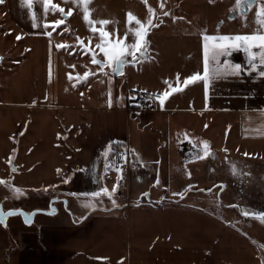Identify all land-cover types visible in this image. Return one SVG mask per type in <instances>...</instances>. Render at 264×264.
<instances>
[{"label":"crops","instance_id":"0c3cea01","mask_svg":"<svg viewBox=\"0 0 264 264\" xmlns=\"http://www.w3.org/2000/svg\"><path fill=\"white\" fill-rule=\"evenodd\" d=\"M5 1L9 10L25 8L22 0ZM20 22L22 31L17 33L22 35L24 55L11 71L5 70L0 56V180L50 196L47 199L83 198L117 182L119 172L109 175L106 168L111 146L119 142L135 151L142 165L135 180L141 184H192L197 175L191 172V177L186 168L203 169L202 142L207 141L210 162L221 164L223 147L234 155L241 152L248 170L256 168L254 180L261 181V189L248 192L261 201L253 204L247 198L248 206L264 212V76L248 70L249 58L241 49L219 59L221 64L225 59L241 64L245 71L213 78L215 42L209 40L207 90L203 79L183 84L195 73L204 75V35H250L258 27L203 32L196 36L195 46L183 45L168 58L144 51L138 56L145 57L142 63L126 76L105 66L96 80L78 87L69 72L61 78L60 52L46 29L40 24L22 27ZM98 85L100 92L92 93ZM177 86L181 90L173 91ZM165 91L171 94L161 106L156 97ZM142 92L152 98L151 108L136 106L135 97ZM0 186L11 192L5 184ZM105 196L99 197L109 200ZM115 205V214L82 212L77 223L72 218L70 225L63 223L65 237L56 229V258L66 255L62 261L53 258L51 264H259L253 242L211 212L187 204ZM92 219L101 226L95 232L86 228ZM7 247L6 241L0 245L2 264L9 263Z\"/></svg>","mask_w":264,"mask_h":264},{"label":"rangeland","instance_id":"374dc122","mask_svg":"<svg viewBox=\"0 0 264 264\" xmlns=\"http://www.w3.org/2000/svg\"><path fill=\"white\" fill-rule=\"evenodd\" d=\"M260 2L261 0H255L251 8L244 12L241 6H237V0H147V3L145 0H90L87 4L89 19L95 23L89 24L84 20L85 6L79 0L76 2L73 0H52L53 4L64 9V13H61L59 8L53 10L51 5L45 9L43 0H32L31 8L25 3V8H17L13 11L8 9L9 4L5 1L2 7L0 5V56L7 64L6 71L14 69L18 59L21 58L19 55H24L25 49L22 35L17 33L18 30L22 31L18 22L23 23L22 27H24V23L27 26L40 24L54 38L55 48L60 52L58 72L60 71L61 78L65 72H69L75 76L76 85L79 87L87 85L90 78L93 81L96 80V77L101 74V67L93 63L92 58L93 55L97 60L104 58V53L96 47L103 42L99 31L93 32L92 28L109 32L113 42L117 36L123 40L125 33L128 32V39L124 43L131 44L134 42V30L138 27L135 21L129 24L128 14L131 13L146 25L147 46L144 51L150 55L162 53V57L168 58L170 52H180L184 48L183 45L187 49H190L187 44L195 46L198 41L196 36L198 37L203 32L238 30L245 29V27L257 28L255 14ZM149 7L154 9V15L151 17L154 26L151 27L147 26V20L150 18ZM69 10H71V15H66ZM164 12L169 15H164ZM57 20H62L63 23L56 25L54 22ZM102 20H108L110 23L101 26L98 22ZM45 25L48 26L45 27ZM175 36H180V38H175ZM107 39L109 38H105V40ZM139 55L140 53H137V56ZM140 58L135 61H132L131 57L127 58L129 62L124 65L123 76H126L130 69L138 67L141 59L145 57ZM89 68L95 70L84 77V73ZM106 68L112 72L111 67L106 66ZM99 92V85L96 88L93 87L92 93L98 94ZM152 137L156 140L160 139V136L157 138L154 132ZM126 148L128 147L123 146L121 149V159L115 158L114 155L111 156L112 151H110L106 168L109 175L114 170H120L118 175L120 178L118 179L117 176V182L113 181L108 189L111 192L113 187H116L111 198H114L118 207H124L123 205L128 202L131 205L138 203H141L140 206L159 204L162 207L169 204H187L211 212L227 223L229 227L241 231L249 238L254 244L259 264H264V222L253 215L264 212L260 209H251L247 200L249 198L253 204L261 201H259L258 195H254L252 198L249 195L252 187H255V191L258 188L261 189V181L254 180L256 173L254 169L256 168L248 170L246 166L249 165L246 162V157H243L241 152L234 155L232 152L224 151L221 147L220 155L224 158L221 164L210 162L209 159L212 156L209 154L203 158L202 170L198 165L194 166V171L192 166L189 169L186 168L187 174L191 177V172L197 175L195 180L189 179L193 182L192 184L172 182L167 186L164 181L159 185H145L138 182V179L135 180L140 167H138V161L135 160L134 155L129 157L128 166H125L124 150ZM176 172L185 173V170L178 169ZM139 191L141 193L150 192V194L149 196H140ZM188 192L189 195L186 196ZM22 193L16 197L12 192H8L3 186H0V198L5 209L23 206L25 207H22L23 209L32 211L38 206H43L41 209L49 207L51 198H47L50 196L46 197L45 194L26 190H22ZM174 193H183V196L173 195ZM82 197L69 201L67 209L62 201L56 202L58 208L61 209L59 214L38 213L30 224H26L20 215L8 217L6 224L0 225V245L4 241L8 244L6 260L9 262L8 264H51L53 258L62 261L66 254L62 252L58 256L59 258H56L55 254L54 243L57 238L54 231L56 229L61 230L65 237L66 233L62 224L68 222L70 225L71 218L77 223L76 221L83 217L79 213L87 212L89 215L91 213L98 215L117 213L113 210L116 205L108 195L105 197H108L109 200H103L100 197L93 198L85 194ZM86 203L92 204L93 207H84ZM244 212H248L249 215L245 216ZM97 222V219L89 221L86 226L87 230L92 232L98 230L101 226ZM96 238L98 241L101 240L100 236ZM13 255H15L14 259Z\"/></svg>","mask_w":264,"mask_h":264},{"label":"snow or ice","instance_id":"6c2138e0","mask_svg":"<svg viewBox=\"0 0 264 264\" xmlns=\"http://www.w3.org/2000/svg\"><path fill=\"white\" fill-rule=\"evenodd\" d=\"M22 2L27 3L28 7H32V0H22ZM73 2H76V0H73ZM80 3H82L84 7V20L89 23H95L94 21H91L89 19V11L87 8V4L90 2V0H79ZM254 0H237V6H241L244 4H247L249 8H251ZM4 0H0V4H3ZM145 3H147V0H145ZM43 4L45 9L48 8L49 5H51L53 10H56L59 8L58 5L53 4L52 0H43ZM161 7H163V4H161ZM59 11L61 13H64L63 8H59ZM148 12L150 14V18L147 20V26L151 27L154 26L152 24L151 17L154 15V9L151 7L148 8ZM66 15H71V10ZM164 15H169V13L164 12ZM256 22L258 24L257 31L250 34V35H235V36H214L209 37L207 35H204L203 39L205 40L204 45V54H205V65H204V75L201 77L200 73H195L194 75L186 78L183 81V84L187 86L190 82H195L198 79H203L205 81V89L207 90L208 84L207 81L209 79V68H208V44L207 41L212 40L215 43L213 44L212 48V60L215 62L216 67L212 69L211 76L213 78H218L223 75H239L241 72L245 71L244 67L241 64H232L229 60L225 59L223 61V64L220 62V57H227L230 56L232 51L234 50H243L249 58V71H258V74L260 76H264V0H261L258 10L256 11ZM132 21H135V24L138 26L134 30V42L131 44H125L124 41H127L128 39V32L125 33L123 40H121L118 36L116 40L113 42L111 39V34L107 31H104L102 29L98 30L96 28H92L93 32L99 31L100 38L102 40V44L97 45L96 47L100 48V50L104 53V58L97 60L95 55H93L92 62L95 64H98L102 69L105 66L111 67V70L115 74H123V68L124 65L129 62L127 60L128 57H131L132 60L138 59L137 53H140L143 55L144 49L147 46V28L146 25L141 22L138 18L134 17L131 13L128 14V22L131 24ZM56 25H60L63 23L62 20H57L54 22ZM101 26L107 25L110 23L108 20H102L98 22ZM34 26H36L34 24ZM48 25H45L47 27ZM50 35V33H49ZM19 39V37H17ZM105 38H109L105 40ZM70 47V46H69ZM253 48L259 49V51H253ZM257 57H258V63H257ZM89 75L88 72L84 73V77H87ZM179 81V77L177 78ZM181 89L177 86L173 88V91H180ZM171 93L168 91H165L162 96H157L156 98L160 100L161 106L164 104V99L169 96ZM110 95V94H109ZM109 106H111V99H109ZM203 157L209 155V145L207 141H203ZM15 171V168H13ZM59 171V170H58ZM119 172L120 170L117 169ZM120 177L118 176V179ZM67 182V181H65ZM159 183V181H157ZM0 184H5L8 186L13 193L14 196L18 197L19 195L23 194L22 189L17 188L15 186L9 185L7 181L0 180ZM116 191V187L114 186L111 192L107 188H101L99 191L92 192L90 194L91 197H99L102 194L108 195L110 198L112 197V194ZM144 195H148V193H145ZM173 195H181L183 196V193H174ZM113 204L115 205V200L113 199ZM84 207H93L92 204L86 203ZM35 213H25L23 210H17V209H9L8 211L3 210V206L0 205V225H3L6 223L7 217L14 216V215H23L25 218V222L29 223L31 222V217ZM245 216L249 215L248 212L243 213ZM256 218L260 219L261 222H264V213H255L253 214Z\"/></svg>","mask_w":264,"mask_h":264},{"label":"water","instance_id":"95a60500","mask_svg":"<svg viewBox=\"0 0 264 264\" xmlns=\"http://www.w3.org/2000/svg\"><path fill=\"white\" fill-rule=\"evenodd\" d=\"M255 1V0H254ZM248 6H247V4H244V5H241V9L244 11V12H246L247 10H248ZM138 57V56H137ZM115 74V73H114ZM59 201H63L64 202V206H65V208H68V200H67V198H61V197H59V196H54L53 198H51V200H50V203H49V207L47 208V209H41V208H37V209H34V210H32V211H27V210H25V209H23V208H8V209H5V207H4V204L0 201V205H2L3 206V210L6 212V211H8L9 209H17V210H23V212H25V213H29V214H31V213H35L34 215H32V217H31V222L34 220V218H35V216H36V214H38V213H41V212H43V213H46V214H54V213H56L57 211H58V206L56 205V202H59ZM21 217H22V219H23V221L25 222V218H24V216L23 215H20ZM7 219H8V217H7ZM7 219H6V221H7ZM31 222H29V223H26V224H30ZM6 224V223H5ZM5 224H3V225H5Z\"/></svg>","mask_w":264,"mask_h":264},{"label":"built area","instance_id":"2783aa9c","mask_svg":"<svg viewBox=\"0 0 264 264\" xmlns=\"http://www.w3.org/2000/svg\"><path fill=\"white\" fill-rule=\"evenodd\" d=\"M135 104L137 107L139 108H151V106L153 105V100L150 96L148 95H143V94H138L135 97ZM132 155H135V151L132 148H126L124 150V157L126 158V163L125 166H128V160L130 159L129 157H131ZM138 167H142V165L138 162Z\"/></svg>","mask_w":264,"mask_h":264},{"label":"trees","instance_id":"16d2710c","mask_svg":"<svg viewBox=\"0 0 264 264\" xmlns=\"http://www.w3.org/2000/svg\"><path fill=\"white\" fill-rule=\"evenodd\" d=\"M139 94H143V95H146V93H139ZM123 144L122 143H113L112 144V148H111V156H115V158L117 159H121V149L123 148Z\"/></svg>","mask_w":264,"mask_h":264},{"label":"flooded vegetation","instance_id":"af4514ba","mask_svg":"<svg viewBox=\"0 0 264 264\" xmlns=\"http://www.w3.org/2000/svg\"><path fill=\"white\" fill-rule=\"evenodd\" d=\"M148 197V196H147ZM60 202V201H59ZM63 202V201H62ZM64 203V202H63Z\"/></svg>","mask_w":264,"mask_h":264}]
</instances>
